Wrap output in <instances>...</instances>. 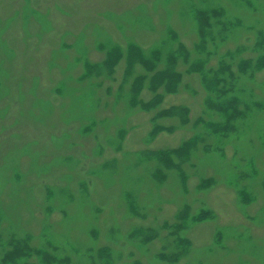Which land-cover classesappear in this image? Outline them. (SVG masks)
Masks as SVG:
<instances>
[{
	"label": "rangeland",
	"instance_id": "obj_1",
	"mask_svg": "<svg viewBox=\"0 0 264 264\" xmlns=\"http://www.w3.org/2000/svg\"><path fill=\"white\" fill-rule=\"evenodd\" d=\"M49 1L7 2L14 7L0 12V55H5L0 60L9 64V59L16 56L9 36L16 21L27 30L22 41L41 38L48 27ZM69 1L78 5L83 2ZM170 1L137 0L94 8L81 18L84 22L80 27L71 30L67 26L73 37L56 42L55 54L45 57L49 92L38 93L32 83L39 78L35 72L29 79L34 94L30 99L18 97L29 104L17 117L3 118L12 111L11 88L0 92V148L6 141L12 143L11 149L0 155V264H225L217 252L230 249L233 240L243 243L237 245L241 252L233 258L227 256L226 264H252L257 252L264 264V216L248 212L261 196L253 184L264 190V159L260 158L264 151V114L260 112L264 110V77H260L264 68L254 70L250 65L245 72L238 69L241 60L252 61L264 53V15L246 20L247 13H264V0H178L179 21L192 22V30L181 34L167 24L166 10L153 14ZM234 6L243 8L244 14L234 11ZM133 11L139 15L134 16ZM200 11L208 15L202 29L196 19ZM117 17L128 20L129 26L117 23ZM101 21L110 25L107 31L103 28L107 34L97 32L93 44L69 63L59 59L62 52L77 46L76 41L87 30L101 31ZM141 26L146 28L142 41L124 37L123 46L111 39L118 31L130 28L135 32ZM243 30L246 32L238 36ZM180 45L187 51L185 57L177 55ZM114 48L121 54L108 70L104 61ZM131 48L138 57L134 53L137 58L129 66L127 53ZM168 57L177 73L176 90L168 91L162 83L151 88L153 79L166 69ZM120 62L124 64L117 76ZM77 63H82L81 70L70 75L71 66ZM134 64L140 67L133 72ZM198 64L201 70H193ZM221 66L224 74H218ZM202 72L208 77H223L225 94L221 93V98L236 96L242 115L230 122L233 129L220 133L207 127V123L220 122L222 117L208 107L207 100L213 94L202 84ZM186 75H195L196 81ZM9 76L7 70L0 73L2 79ZM138 79V96L133 98ZM24 84L25 79L20 78L17 87ZM82 84L91 101L89 112L74 110L75 102L67 107L69 114L62 107L55 109L53 102L62 101V95L74 90L78 91L75 100L81 104L82 92L72 87ZM145 89L149 95L142 93ZM180 93L188 94L164 103L166 96ZM193 96L201 97L199 104ZM124 99L127 108L121 107L118 112ZM153 100L155 106L143 107ZM182 108L187 113L184 116ZM98 111L109 117H98ZM138 111L148 114L144 122L147 127L139 138L141 148L132 150L124 142L132 130L144 127ZM168 116L180 120L175 122ZM30 127L41 132L17 145ZM173 133L178 134L175 140L162 137ZM189 139L195 142L184 158L171 155L174 166L170 162L165 166L155 156L157 150L172 151ZM48 140L54 143L50 152L37 145ZM35 147L39 149L33 150ZM60 147L68 153L59 154ZM25 157L28 160L23 164ZM227 159L229 164L223 167ZM125 163L129 164L125 167ZM108 171L110 176L102 180ZM130 180L135 181L134 186L125 185ZM168 184L178 186L177 191ZM216 193L229 200L234 216L211 203V195ZM158 194L166 196L158 200ZM69 201L82 212L77 213L82 218L71 213ZM202 211L209 213L207 217L189 220ZM258 212L264 213L263 202ZM201 224L208 225V234L194 233ZM232 248L230 252L236 250L235 245ZM42 251L51 261L44 262Z\"/></svg>",
	"mask_w": 264,
	"mask_h": 264
},
{
	"label": "bare ground",
	"instance_id": "obj_2",
	"mask_svg": "<svg viewBox=\"0 0 264 264\" xmlns=\"http://www.w3.org/2000/svg\"><path fill=\"white\" fill-rule=\"evenodd\" d=\"M13 0H0V12H2L3 10L5 11V9H10L13 6V4H7V2H12ZM20 1V0H18ZM134 1L137 0H83L81 5L76 4L75 2L71 3L69 0H50L46 6L50 9V13L48 15V17H46V24L48 25V27L46 28V30L42 31V36L39 40H27L26 41H22V38L25 36V31L21 28L20 23H17V21L15 23L12 24L11 26V33H10V41L16 51V56L13 58H10V62L5 63L4 61L0 60V73L3 70H7V72L10 73V76L8 79H2L0 78V92L5 88V87H10L11 88V96L9 98V101L12 103V111L11 113H9L8 115H6L3 118H13V117H17L19 114V110H22L23 108H25V105L29 104V101L26 100V102L21 101L18 99V97L22 96L23 98L30 99L31 98V94H34V90H30V85L32 83H34L37 86L38 89V93H45V92H49L50 90V78L49 75L45 69V57H47L50 54H55L56 50L54 49V46L56 44V42H62V40H64L65 38L68 37H73L72 35H74V33L69 32L67 29V26L71 29L74 30V28H78L81 26V24L84 22V18L88 15V13L94 9V8H100V7H106V6H117L118 4H124V2L127 3H133ZM194 2H197V0H193ZM224 2L230 1L231 0H222ZM45 4V3H44ZM178 0H172L170 2H168L167 4L161 5V7L156 10L153 11V14L155 16L162 14L164 10L167 11L168 16L166 18V22L168 25H172L174 26L179 33H186V31L188 30H192V22L190 20L184 19L183 22L179 21L178 16L179 14H177V10L179 9L178 7ZM68 8V11H65L64 8ZM234 11L236 12H240L242 14H244V9L243 8H238V6H234ZM183 10H185L184 12L186 13L187 8L183 7ZM233 12L232 10H229V13ZM147 14L149 13V10H147L146 12ZM180 12V16H181ZM133 15L134 16H138L139 12L137 11H133ZM264 15V13H259L257 15L254 14H250L247 13L246 14V20H249V18H253V17H262ZM117 23H124L126 25H128L130 22L128 20H124L122 18L117 17L116 18ZM2 23H0L1 25ZM103 24V25H102ZM163 24V22H162ZM101 26L100 30L98 28H95L94 30L92 28H90V30H87L86 35H84L83 38L79 39L78 41H76L78 44L75 48L70 49L68 51L62 52V57H59L60 60H64L65 63H69L71 59L73 58H77L80 55L81 51H84L86 49H88L92 44H93V40H94V35L99 32L102 35L107 34L105 32L104 29L110 28L109 24L107 21H101ZM129 26V25H128ZM142 27V28H141ZM138 29V31L136 30L134 32V30H131L130 28H127L125 30L122 31H118V34H114L112 36V40L115 42H118L121 45H125V41H124V37H129V38H133L134 40H139L142 41L144 39V31L146 30V28H144V26H141ZM104 28V29H103ZM246 31H241L238 32L237 35L240 36L242 34H244ZM4 54L0 55V59H4ZM27 61L26 64L23 65L24 61ZM54 60V59H53ZM8 64V65H7ZM123 64L124 62H120L118 64V68H117V76L122 73V68H123ZM133 72L138 70L137 64L133 65ZM82 68V63H77L74 64L73 66H71V74L75 73H79V71ZM37 72L39 74V78L37 80L34 79V81L31 83L29 81L30 77L33 76V74ZM188 78H192L194 81H196V76L195 75H186ZM260 77H264V72L261 74ZM20 78H24L25 79V83L23 85V87L18 88L17 87V82L18 80H20ZM85 85H78V86H73L72 89H77L80 90L82 92V98L81 101L82 103L80 104L79 102H77L75 100V96L78 94L76 90H74L72 93H68L65 95H62L63 97L60 98L62 99V101L60 100L59 102H53L55 104H53L55 106V109H59L62 107L61 110H64V112H66L67 107L69 106L70 103H74V110L78 109L77 111L80 110V108L83 109V111H85L87 109V111L89 112V105H90V99L87 96L86 93V89L84 88ZM84 88V91H83ZM128 89V85L124 86V90L126 92V90ZM142 93L144 95H149L150 92L147 91V89L143 90ZM185 94H175V95H168L166 96L164 103L168 104V102L180 99V98H184ZM187 98V97H186ZM193 101L195 102V104H199L201 97L200 96H193L192 97ZM62 102V103H61ZM64 104V106H63ZM61 105V106H60ZM126 109L127 108V99H124L123 101H121L118 105V112L122 111V108ZM196 109V108H195ZM195 111V110H194ZM261 113L264 114V110L260 111ZM137 114L140 115L141 119H142V123L145 122L146 117H148L147 113H143V112H136ZM65 114H69V113H65ZM98 117L103 118L104 116L109 117L108 115H105L103 112L98 111ZM85 115L82 114V118H84ZM135 115H132V120H135ZM21 117H24L23 115ZM167 119H171L175 122H177L178 120H180V117H176V116H168ZM107 128V134H110V130H109V126H105ZM147 124L144 123V127L141 129H134L132 130V133L129 135V137L125 140V144L126 146H129L130 149L134 150V149H139L141 148V143L139 142V138H141L144 135V131L146 130ZM41 131L38 130L35 127H30L28 129V132L26 133V136H24L21 139V142H19L17 145H22L23 142H25L24 140L28 139V138H35L38 133H40ZM32 136V137H29ZM178 134L173 133V134H163V138L168 137L171 138L173 140H175L177 138ZM252 136H254V133L252 134ZM161 141H158V143H160ZM44 146L47 150V152H50L52 150V148L54 147V143L51 142L50 140L44 142V143H39L37 145H41ZM109 145H112V142L109 141L108 142ZM258 144V140L253 143L254 147H257ZM11 145L12 143L10 141H6L5 145L2 146L0 148V155L2 154V152L4 150H10L11 149ZM34 149H39L38 147L33 148ZM110 151V150H109ZM107 152L110 153V152ZM78 151H76L73 154H76ZM59 154H67L68 150L66 148H59L58 151ZM260 158L264 159V151L260 152ZM28 160V158H23V164L26 163V161ZM229 159H227L225 161V164L223 167L227 166ZM129 164V163H128ZM127 163H125V167L126 165H128ZM125 169V168H124ZM125 173H127V171L125 170ZM107 176H110V172H106V174L103 176L102 180H107ZM97 183V181H96ZM135 181L134 180H130L128 181L125 185L126 186H134ZM172 184V183H171ZM171 184H168L167 186L170 187V189L173 192H176L178 189V186H172ZM253 185H255L257 187V190L261 191V196L258 199V201L251 205L250 207H248V212H250L251 214H256L259 215L260 218H263L264 213H259L258 212V208H259V204L260 202L264 203V190L258 183H254ZM166 185H163L162 188H165ZM216 189V188H214ZM109 195H111V193H109ZM140 195L144 198H146L144 196L143 192H140ZM166 195L163 194H158L157 199H161L162 197H164ZM150 201L152 198H148ZM211 203L216 206L217 208H220V210H223L225 212L226 215L228 216H234V212L233 210L229 207V200H227L226 197L219 195L218 193L216 194H212L211 195ZM67 207H69V209H71V213L78 215L79 213L82 214L81 211H79L76 206L74 205V202L69 201L67 202ZM78 213V214H77ZM56 215L54 214L53 217H55ZM78 216H82V215H78ZM82 218V217H81ZM75 222V221H74ZM208 224V223H206ZM206 224H201L197 230L194 231V233L196 234H208V225ZM261 226V225H260ZM259 230H256V232L254 233L255 236L257 235L256 233H258ZM253 243H254V239H252ZM235 245L236 246V250H232V252H230V249L232 248V246ZM237 245L242 246L243 243H241L240 241L237 240H233L230 241L229 244V248L230 249H225V250H220L217 252V254H221V260H224V263H227V256H232V258L234 257V255L236 256L238 253H240L241 251L238 250L239 248H237ZM233 249V248H232ZM256 252V251H255ZM229 253V254H228ZM259 253H255L254 255V259L252 261V264H261L263 263L261 257L258 255ZM226 258V259H225Z\"/></svg>",
	"mask_w": 264,
	"mask_h": 264
},
{
	"label": "trees",
	"instance_id": "obj_3",
	"mask_svg": "<svg viewBox=\"0 0 264 264\" xmlns=\"http://www.w3.org/2000/svg\"><path fill=\"white\" fill-rule=\"evenodd\" d=\"M208 15L205 11L203 12H199L197 14V22H199V24L201 25V29H202V25H205V21L207 20ZM119 50L117 48H114L112 50H110L108 52L107 58L104 61V66L107 67L108 70H110L113 66V63L115 62L117 56H119ZM134 51H131L128 54V63L129 66L134 63V60L138 57V54L135 53L137 55V57H135L134 55ZM121 54V53H120ZM182 57H185L187 55V51L185 50L184 46L180 45L179 49H178V54ZM134 56V57H133ZM141 58V57H139ZM169 59V57H168ZM153 62V61H152ZM200 61H196V63H199ZM251 65L252 69L254 70H261L264 68V53L260 54L259 56H257L254 60L250 61V60H241L238 63V69L241 72H245L247 71V69L249 68V66ZM174 61L169 59L168 63L166 65V69L162 70L159 72V74L157 75L156 78L153 79L152 83H151V88L152 87H158L161 83L164 84V88L168 91H173L176 90V85H177V73L174 70ZM198 68L201 67L198 66L196 68H194L193 70H198ZM203 70V68H202ZM218 74H224L225 72V68L224 67H220V70H218ZM138 81H140V79H138L133 87V98H136L138 96L137 94V90L139 88V85H137ZM223 82L224 79L223 77H219L217 74L213 75L211 77L206 76V74H204L202 72V84L204 85V87L209 90L210 94L209 98H208V107L212 108V110L218 112L220 114V116L222 117V120L220 122H209L207 123V127L211 128L213 130V132H220L223 133L225 132V130L229 129H233L234 127L232 125H230V122L233 119H236L237 117L242 115V111H240L237 108V99L236 96H230V97H222L221 98V93H224V89H223ZM223 84V85H221ZM159 97V95H158ZM215 97V98H214ZM157 100V99H156ZM154 101V102H153ZM151 102H146L143 103V107L146 109H150L151 107L155 106L157 104V102L155 100H153ZM185 108H182L181 110V114H183V116L186 113V111L184 110ZM186 119V117H185ZM195 142L194 139H189L187 140L184 145L180 148H175L172 151H168V150H157L155 152V156L160 160L161 163L165 164V166L169 167L166 163H173L174 166V162H173V158L171 155H175L177 158H182L181 156H185V152H187V150L190 148L191 144H193ZM183 156V158H184ZM171 165V164H170ZM172 166V167H173ZM157 174H159V171L157 170L156 172ZM211 213V212H210ZM207 214L205 211L200 212L197 215H193L189 220H191L192 222L197 221V220H202L205 217H207ZM21 250H18V255L21 254L20 252ZM28 252H30L29 250H27ZM42 253L44 254V258L45 259V263H48L49 261H51V257H49V260L46 256V254L42 251ZM8 254H6L7 256ZM17 256V255H16ZM16 256H14V261L13 263L17 262V258Z\"/></svg>",
	"mask_w": 264,
	"mask_h": 264
}]
</instances>
